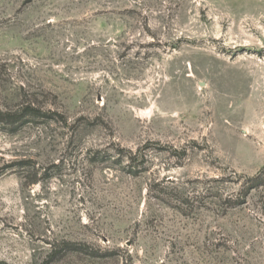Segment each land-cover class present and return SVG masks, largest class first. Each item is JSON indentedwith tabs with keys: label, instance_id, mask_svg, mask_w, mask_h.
<instances>
[{
	"label": "rangeland",
	"instance_id": "374dc122",
	"mask_svg": "<svg viewBox=\"0 0 264 264\" xmlns=\"http://www.w3.org/2000/svg\"><path fill=\"white\" fill-rule=\"evenodd\" d=\"M0 113V264H264V0H0Z\"/></svg>",
	"mask_w": 264,
	"mask_h": 264
},
{
	"label": "trees",
	"instance_id": "16d2710c",
	"mask_svg": "<svg viewBox=\"0 0 264 264\" xmlns=\"http://www.w3.org/2000/svg\"><path fill=\"white\" fill-rule=\"evenodd\" d=\"M0 115H2V116H6V115H3L2 113H0ZM8 118H10V120H11V116L9 117V116H7ZM7 121H9V120H7Z\"/></svg>",
	"mask_w": 264,
	"mask_h": 264
}]
</instances>
